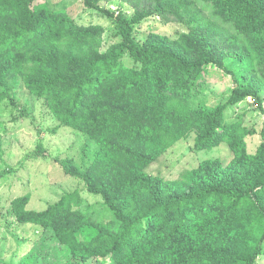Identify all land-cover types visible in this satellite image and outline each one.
Wrapping results in <instances>:
<instances>
[{
  "label": "trees",
  "instance_id": "trees-1",
  "mask_svg": "<svg viewBox=\"0 0 264 264\" xmlns=\"http://www.w3.org/2000/svg\"><path fill=\"white\" fill-rule=\"evenodd\" d=\"M37 1L0 0V59L9 60L0 61V105L17 102L10 79L21 75L62 126L89 133L101 146L90 170L81 171L70 159L54 161L66 175L82 179L90 193L101 195L115 220H95L82 211L79 192L41 212L26 209L27 197L16 199V219L53 230L72 258L256 264L264 254V229L250 245L241 244L234 230L242 217L264 221V143L251 154L244 134L229 137L236 128L226 121L225 109L248 96L263 109L260 96L239 85L224 107L191 109L180 91H187L208 65L226 70L222 61L211 52L187 61L165 43L137 42L133 33L144 21L160 17L216 33L232 49L250 42L259 46L258 57L264 60V0H84L86 8L109 17L114 15L103 3L131 6V18L124 11L116 17L123 43L112 55L87 46L91 40L80 36L82 25L74 18L36 10ZM127 51L139 67L125 65ZM192 132L202 149L227 139L237 170L228 174L222 161H208L195 172L194 189L178 194L144 169ZM129 178L135 189L124 187ZM211 237L219 239L211 243ZM188 239L190 253L182 246Z\"/></svg>",
  "mask_w": 264,
  "mask_h": 264
},
{
  "label": "rangeland",
  "instance_id": "rangeland-1",
  "mask_svg": "<svg viewBox=\"0 0 264 264\" xmlns=\"http://www.w3.org/2000/svg\"><path fill=\"white\" fill-rule=\"evenodd\" d=\"M35 5L38 11L50 9L74 18L82 25L77 31L80 36L91 40L87 46L102 55H112L123 43L116 17L122 11L128 18L133 15L131 6H121L120 2L102 4L113 17L86 8L84 0H39ZM133 38L143 45L165 43L187 61H193L204 52H211L222 61L226 70L208 65L186 85L187 91H180V95L187 96V105L191 109L222 108L232 99L239 85L256 92L264 109V60L258 57L259 46L248 42L241 49H232L216 33L188 28L160 17H152L137 26ZM0 61L9 63L5 59ZM124 63L130 68L140 66L129 51L124 56ZM10 83L14 86L17 102L13 105L7 100L0 105V264H66L71 260L70 264H114L108 258H72L68 247L54 237L53 230L22 223L13 215L16 199L27 197L26 209L41 212L65 195L79 192L82 211H88L95 220H115L101 195L90 193L82 179L66 175L54 161L56 158L70 159L81 171L90 170L101 151L100 144L87 132L62 126L48 102L29 91L21 75L12 76ZM177 88L174 87L175 92ZM263 109L254 96L225 109L226 121L236 128L231 130L229 137L244 134L251 154L264 143ZM196 138V132H192L177 141L147 166L144 173L161 179L174 192L183 194L194 189L195 172L208 161H222L228 174L237 170L236 157L227 139L210 149H202L196 145ZM124 185L130 190L135 189L136 183L129 178ZM235 229L234 235L242 240L241 244L250 245L262 234L264 221L242 217ZM218 239L211 237L209 241L214 243ZM197 240L198 243L203 241ZM189 243L190 240L182 243L187 253L192 250ZM192 264L208 263L202 258ZM256 264H264V254Z\"/></svg>",
  "mask_w": 264,
  "mask_h": 264
}]
</instances>
